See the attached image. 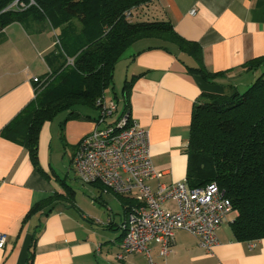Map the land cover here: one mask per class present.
<instances>
[{
  "label": "crops",
  "instance_id": "1",
  "mask_svg": "<svg viewBox=\"0 0 264 264\" xmlns=\"http://www.w3.org/2000/svg\"><path fill=\"white\" fill-rule=\"evenodd\" d=\"M143 12L145 19L168 22L180 38L196 43L207 72L223 73L213 83L205 82L187 72L186 67L196 64L175 48L140 52L147 47L144 44L124 58L123 80L143 74L131 85L127 112L146 130L152 165L162 174L159 180L149 181L154 189L158 182L185 179L190 113L199 96L224 94L229 86L244 88L264 72V62L255 71L242 67L249 60L264 57V0H156ZM56 35L57 30L44 22L12 23L0 32V131L34 98L36 83L32 78L41 81L59 65L53 57ZM45 58H49L50 67ZM87 110L67 120L62 130L53 120L41 126L38 163L43 175L34 170L21 146L0 137V234L6 238L0 264H26L30 246L34 252L31 264H147L141 254L121 262L115 258L121 243L118 227L125 217L119 197L105 196L98 185H83L91 198L97 196L100 205L106 206L105 215L85 202L86 193L79 198L70 188L72 199L63 198L68 186L55 172L53 147L64 138L67 146L63 152L68 154L70 165L79 140L94 126L97 113ZM54 194L60 197L21 223L34 203ZM53 204L49 215L41 214ZM166 207L172 208V204ZM234 218L227 217L217 229V242L210 251L191 234L179 230L174 233L168 256L159 257L157 246L151 243L150 257L155 264H264V238L235 241L230 229Z\"/></svg>",
  "mask_w": 264,
  "mask_h": 264
},
{
  "label": "trees",
  "instance_id": "2",
  "mask_svg": "<svg viewBox=\"0 0 264 264\" xmlns=\"http://www.w3.org/2000/svg\"><path fill=\"white\" fill-rule=\"evenodd\" d=\"M155 1L0 0V32L12 23L25 26L28 22H44L57 30L59 52L53 57L60 61L59 65L36 83L34 98L0 131V137L26 151L36 172L44 174L38 163L41 126L67 111V116L59 123L62 130L67 120L78 117L73 110L76 106L96 111L103 92L112 89L116 63L136 42L153 40L140 52L152 49L168 52L169 48H175L186 54L196 64L186 67L187 72L207 83L223 76L222 72H207L202 65L200 47L180 38L168 22L143 17V11ZM45 61L50 67L49 58ZM263 62L264 57H260L242 67L255 71ZM142 75L124 80L122 112L128 113L129 90L133 81ZM185 154L187 185L200 188L215 184L236 212L230 223L233 239L241 243L263 239L264 72L255 76L242 92L229 86L227 93L199 96L191 108ZM68 188L63 198L71 200L73 192ZM58 197L60 195L54 194L34 203L21 223ZM120 199L126 215L133 203ZM53 207L54 204L41 214L49 215ZM33 256L30 246L26 264L32 263Z\"/></svg>",
  "mask_w": 264,
  "mask_h": 264
},
{
  "label": "built area",
  "instance_id": "3",
  "mask_svg": "<svg viewBox=\"0 0 264 264\" xmlns=\"http://www.w3.org/2000/svg\"><path fill=\"white\" fill-rule=\"evenodd\" d=\"M32 82L39 81L32 78ZM96 107L94 126L79 140L70 165L82 185H98L102 193L133 203L119 225L121 243L116 260L141 254L147 264H155L149 245L155 244L158 256L165 258L179 230L191 234L210 251L217 242V229L230 214L236 215L229 200L213 183L190 188L183 179L170 184L158 182L152 189L149 181L159 180L162 174L152 165L146 130L128 113L117 112L113 102L105 103L102 98ZM170 203L172 208H167ZM5 242L0 234V251Z\"/></svg>",
  "mask_w": 264,
  "mask_h": 264
},
{
  "label": "rangeland",
  "instance_id": "4",
  "mask_svg": "<svg viewBox=\"0 0 264 264\" xmlns=\"http://www.w3.org/2000/svg\"><path fill=\"white\" fill-rule=\"evenodd\" d=\"M76 26H78V25L76 24ZM152 42H153V40H141V41H138L137 43H135L132 46H130L126 50L124 55L121 57V59L118 61L119 63H117L115 74H113L112 89L107 88L102 94L103 101L105 103L113 102L115 104V106H116L117 112L120 111V109L122 108V105H123V102H122V99H121V88H122L123 81H124L123 80V75H124L123 72H124V65H125V60H126L124 58H126L129 54H132L133 50L136 48V46L144 45V44H147V43L149 44V43H152ZM157 43L158 42H154V44H157ZM54 51L59 52V49L57 48ZM246 87L243 88V87L239 86L237 89H238L239 92H242V91H244L246 89ZM73 110H76V113H78V112L84 113L85 111L89 112V110H87V108L79 107V106L74 107ZM92 113L93 114L97 113V110L95 112H92ZM67 114H68V112L65 111V112L60 113L59 115H57L53 119V122H54L53 124L56 125V124L62 122L63 119L65 118V116H67ZM63 126H62V128H63ZM58 127L60 128V126H58ZM62 139H63L62 142L58 141L60 143H58L55 147H53V164H54L55 172L57 174L58 179L63 181L69 188H71L76 193L77 197L80 198V196L82 194L85 195V193H86V197L87 198L85 199L86 200L85 202L91 203V205H93L94 208H96L97 211H99L102 215H105L106 214V211H105L106 206L103 207V206L100 205V200H98L97 196L96 197L92 196V198H91L88 195V192L87 191L85 192L83 190V185L81 183H79L75 179V176L73 174L71 165H69L68 154L64 155V152H63V147L66 148L67 144L64 142V138L63 137H62ZM68 153H70V151ZM103 194L104 195L106 194V195L112 197L114 200L117 199L115 196H113L109 192L103 193ZM67 208L68 207H65V208L61 207L60 209H67ZM112 209L113 210L116 209L117 211L119 210L118 212L121 211V209H119V207H117V208L116 207H112ZM115 216L116 215H114V217ZM233 217H234V214H230L228 216L229 219H231ZM115 219L118 222V217H115ZM225 226H227V224H225ZM101 231L109 233V231H103V230H101ZM111 234H113V233H111Z\"/></svg>",
  "mask_w": 264,
  "mask_h": 264
}]
</instances>
